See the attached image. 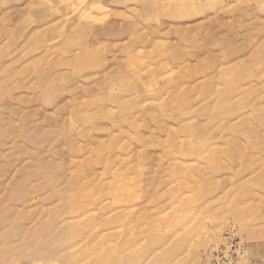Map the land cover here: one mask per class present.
<instances>
[{"label":"rangeland","instance_id":"374dc122","mask_svg":"<svg viewBox=\"0 0 264 264\" xmlns=\"http://www.w3.org/2000/svg\"><path fill=\"white\" fill-rule=\"evenodd\" d=\"M263 44L264 0H0V264H264Z\"/></svg>","mask_w":264,"mask_h":264},{"label":"bare ground","instance_id":"6f19581e","mask_svg":"<svg viewBox=\"0 0 264 264\" xmlns=\"http://www.w3.org/2000/svg\"><path fill=\"white\" fill-rule=\"evenodd\" d=\"M261 46H264L261 45ZM255 61H259L263 64V68H264V47L263 48H259L257 50L256 53L253 54L252 56V60ZM262 78L264 79V70L262 72ZM264 83V80H263ZM264 85V84H263ZM264 87V86H263ZM229 94V92H228ZM226 97L224 94V100L223 102H215L212 106L215 109V111L217 112V114H215L214 116H212L211 119L208 120V129L206 127H203L204 129L202 130H193V133L188 132L187 136H191V137H196L198 139V141L202 144H206V146H210L211 145V139H215V138H222L224 137V133L221 131L223 130H228L231 129V127L233 126L231 124V121H233V118L237 116L238 111L232 110V111H226ZM252 111L254 113L256 112H264V105L261 102H255L252 105ZM251 115V114H250ZM249 115V117H250ZM245 119V117L243 118ZM252 126V125H251ZM186 127H190L189 125H186ZM216 129V130H215ZM220 130V131H218ZM251 135L256 139V140H260L262 138V134L261 132H259L258 130H255V128L253 127V129H251ZM172 142L174 143V139L176 138L178 140V136L177 134H172L170 135ZM179 141V140H178ZM256 146V145H254ZM253 146V147H254ZM256 148V147H254ZM253 148V149H254ZM260 149H263L264 147H259ZM231 149H229L230 151ZM255 150V149H254ZM213 152H218L217 150H214ZM186 154H189V152H186ZM74 166L78 167L77 169H75V174H74V187H75V193H74V197L77 198H81L80 196L83 194V190L85 189H89L87 183V180H89L91 178V175L94 174L93 172L89 173L88 170H85L82 168L83 163L81 162L80 159H78V157L75 155L74 157ZM90 169V168H89ZM86 174V175H84ZM86 178V180L84 178ZM115 180V179H114ZM115 185L116 187H114V189L116 191H121L122 190V186H121V179L116 178L115 181ZM103 187H105V185L102 184ZM101 186V187H102Z\"/></svg>","mask_w":264,"mask_h":264}]
</instances>
